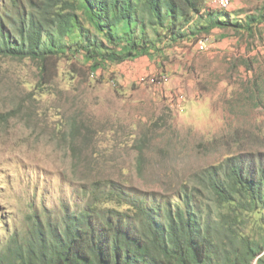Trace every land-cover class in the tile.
I'll list each match as a JSON object with an SVG mask.
<instances>
[{
    "label": "rangeland",
    "instance_id": "1",
    "mask_svg": "<svg viewBox=\"0 0 264 264\" xmlns=\"http://www.w3.org/2000/svg\"><path fill=\"white\" fill-rule=\"evenodd\" d=\"M206 2L214 19L236 26L178 40L155 58L93 69L69 55L43 83L36 61L0 56V253L38 220L45 230L66 211L95 212L94 201L102 210L108 186L118 200L130 189L161 203H179L182 191L211 197L200 181L209 168L264 155V0ZM219 206L211 222L229 228ZM262 214L246 229L254 222L263 234Z\"/></svg>",
    "mask_w": 264,
    "mask_h": 264
},
{
    "label": "trees",
    "instance_id": "2",
    "mask_svg": "<svg viewBox=\"0 0 264 264\" xmlns=\"http://www.w3.org/2000/svg\"><path fill=\"white\" fill-rule=\"evenodd\" d=\"M210 10L206 0H0V56L36 61L50 83L69 55L98 69L155 58L217 25L236 26ZM84 18L103 36L92 34ZM200 181L211 197L182 191L175 194L179 203L131 189L118 200L108 186L102 210L94 201L95 212L66 211L61 225L48 222L45 230L36 221L24 242L0 253V264H264V233L252 231L254 222L245 227L250 218L260 222L256 212L264 218V155L228 159ZM219 203L216 217L230 219L229 228L211 222Z\"/></svg>",
    "mask_w": 264,
    "mask_h": 264
}]
</instances>
